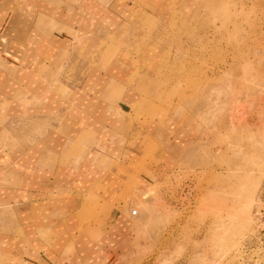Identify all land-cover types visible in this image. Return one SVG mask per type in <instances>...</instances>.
<instances>
[{
  "label": "crops",
  "instance_id": "crops-1",
  "mask_svg": "<svg viewBox=\"0 0 264 264\" xmlns=\"http://www.w3.org/2000/svg\"><path fill=\"white\" fill-rule=\"evenodd\" d=\"M183 5L0 0V264H124L138 193L201 135L145 94Z\"/></svg>",
  "mask_w": 264,
  "mask_h": 264
},
{
  "label": "rangeland",
  "instance_id": "rangeland-1",
  "mask_svg": "<svg viewBox=\"0 0 264 264\" xmlns=\"http://www.w3.org/2000/svg\"><path fill=\"white\" fill-rule=\"evenodd\" d=\"M183 2L145 94L201 135L187 169L138 193L124 264H264V0Z\"/></svg>",
  "mask_w": 264,
  "mask_h": 264
},
{
  "label": "built area",
  "instance_id": "built-area-1",
  "mask_svg": "<svg viewBox=\"0 0 264 264\" xmlns=\"http://www.w3.org/2000/svg\"><path fill=\"white\" fill-rule=\"evenodd\" d=\"M136 214V210H132L131 215L135 216ZM252 216L253 224L256 229V235L259 240L262 239L260 243H263L264 245V175L256 196Z\"/></svg>",
  "mask_w": 264,
  "mask_h": 264
},
{
  "label": "bare ground",
  "instance_id": "bare-ground-1",
  "mask_svg": "<svg viewBox=\"0 0 264 264\" xmlns=\"http://www.w3.org/2000/svg\"><path fill=\"white\" fill-rule=\"evenodd\" d=\"M247 203H249V204H250L249 200H248V202H247Z\"/></svg>",
  "mask_w": 264,
  "mask_h": 264
}]
</instances>
